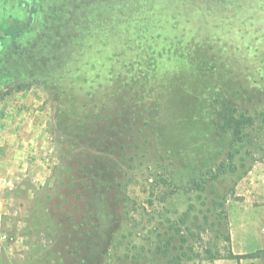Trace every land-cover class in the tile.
Segmentation results:
<instances>
[{
    "label": "rangeland",
    "instance_id": "1",
    "mask_svg": "<svg viewBox=\"0 0 264 264\" xmlns=\"http://www.w3.org/2000/svg\"><path fill=\"white\" fill-rule=\"evenodd\" d=\"M14 2L0 264H264V0Z\"/></svg>",
    "mask_w": 264,
    "mask_h": 264
},
{
    "label": "trees",
    "instance_id": "2",
    "mask_svg": "<svg viewBox=\"0 0 264 264\" xmlns=\"http://www.w3.org/2000/svg\"><path fill=\"white\" fill-rule=\"evenodd\" d=\"M224 198V197H223ZM213 208H216L218 202H212ZM220 205H223V200L220 201ZM220 217V215H218ZM217 225H221V219H218ZM224 222V221H223ZM226 239L229 240V235H226ZM177 241V240H176ZM186 241L185 237L182 236L179 239L180 243L175 242L174 233L168 235L167 238H160L155 243L153 249V259L158 263L159 261L167 262V264H179L181 263L182 256L185 254L183 243ZM139 254V253H138ZM259 252L255 253H247V254H235L232 251H229L226 257H219V256H211L209 260L220 259V258H227V259H241L244 257H254L257 256ZM137 256V255H136ZM132 264H143L141 261L135 259Z\"/></svg>",
    "mask_w": 264,
    "mask_h": 264
},
{
    "label": "flooded vegetation",
    "instance_id": "3",
    "mask_svg": "<svg viewBox=\"0 0 264 264\" xmlns=\"http://www.w3.org/2000/svg\"><path fill=\"white\" fill-rule=\"evenodd\" d=\"M15 5L17 6L19 9H22L25 17V23H26V27H24V29H20L19 33L16 34V36H20L22 35V33L29 28V26L32 24L31 21L34 20L35 16L37 14H39L40 11V0H14ZM10 22H14V18L10 17L7 18ZM7 37V39L9 38L10 40H14L12 38L9 37V35L4 32L1 33L0 32V52L2 51V49L4 48V42H3V38Z\"/></svg>",
    "mask_w": 264,
    "mask_h": 264
},
{
    "label": "crops",
    "instance_id": "4",
    "mask_svg": "<svg viewBox=\"0 0 264 264\" xmlns=\"http://www.w3.org/2000/svg\"><path fill=\"white\" fill-rule=\"evenodd\" d=\"M226 262H228L227 264H238L237 259H227Z\"/></svg>",
    "mask_w": 264,
    "mask_h": 264
},
{
    "label": "built area",
    "instance_id": "5",
    "mask_svg": "<svg viewBox=\"0 0 264 264\" xmlns=\"http://www.w3.org/2000/svg\"><path fill=\"white\" fill-rule=\"evenodd\" d=\"M263 230H264V228H263Z\"/></svg>",
    "mask_w": 264,
    "mask_h": 264
}]
</instances>
